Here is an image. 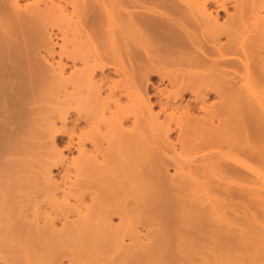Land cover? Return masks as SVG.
I'll return each instance as SVG.
<instances>
[{
    "label": "bare ground",
    "instance_id": "obj_1",
    "mask_svg": "<svg viewBox=\"0 0 264 264\" xmlns=\"http://www.w3.org/2000/svg\"><path fill=\"white\" fill-rule=\"evenodd\" d=\"M2 179L0 264H264V0H0Z\"/></svg>",
    "mask_w": 264,
    "mask_h": 264
},
{
    "label": "rangeland",
    "instance_id": "obj_2",
    "mask_svg": "<svg viewBox=\"0 0 264 264\" xmlns=\"http://www.w3.org/2000/svg\"><path fill=\"white\" fill-rule=\"evenodd\" d=\"M231 10H232V8H231ZM55 36H53V39L55 40V41H58L57 39L58 38H54ZM59 43H60V40L58 41ZM119 47H117V49H118ZM67 49H71V47H67ZM59 50H60V48L56 45V46H54V54H53V57H54V61H58L59 60V58H60V55H59ZM62 57V59H63V61L64 62H66V59H65V57L64 56H61ZM106 73H109V75H111L114 79H117L118 77L111 71V70H106L105 71ZM157 79V80H156ZM158 76H156V77H154V79L152 78L151 79V81L153 82V83H155L154 85L155 86H158V88H163L164 87V89H167V88H169V85L167 84V82H160V81H158ZM160 82V83H159ZM162 83V84H161ZM165 84H167V85H165ZM160 85V86H159ZM152 92V94L154 93V90H151ZM188 98H190V94H187L184 98H183V103H185L187 100H188ZM155 99V100H154ZM152 98L151 100H152V102H154L153 103V110H154V112L155 111H157V110H159V108H158V104H156L157 102H156V97L155 98ZM125 99H123V101H124ZM216 99H215V97H212L211 96V98L209 97L208 98V103L209 102H214ZM125 103H128V102H126L125 101ZM155 105H156V107H155ZM71 119V118H70ZM128 124H130L129 122H127ZM57 124H58V126L60 125V123L59 122H57ZM81 125L83 126L84 124L83 123H81ZM176 136V133L174 132V133H172L171 134V139L173 140H175V137ZM62 138L64 139V140H62V143H61V141H58V143L56 142V146H57V148L59 149V150H61L62 151V153H63V156H65V157H67V160H69V158H71V156H76V151L73 149V150H71V152L69 151L68 152V150L66 149V147H65V141H66V136H62ZM177 146V149H179V145L177 144L176 145ZM89 147V146H88ZM42 149H45L46 150V148H40L39 150H42ZM67 162V161H66ZM58 164V165H57ZM57 165V166H56ZM53 166H55V167H52V165H51V174H50V176H51V179H50V181L48 180V181H44V179L42 178V173H40V172H38V170H36V168H35V170H33V171H35V172H38L37 173V175H38V177H34V175L33 174H30V176L31 177H33L34 179V181L33 182H30L29 183V181H31V180H29V181H24L25 182V186H18V187H15V188H13L11 191L9 190V192L12 194V196L14 197V199H16L15 201V204L16 203H18V204H20V205H24L25 204V206L27 207L26 209H28V211H29V209H30V211L28 212L30 215H31V211H33V210H35L37 207H39V208H42L43 210H44V208H47V211H52L53 209H51V208H53V205H55L54 204V199H55V197H60V194H61V190H60V188L58 189V190H54V188L52 187V186H49L50 185V183L49 182H51V183H53V180L55 181V183L56 184H63V181H65V180H69V178H74V176H75V171L73 170V169H71L70 168V173L68 172H66L65 170H63L62 168H61V166L62 165H60L59 163H56V164H53ZM38 167V166H37ZM65 171V172H64ZM119 171V170H118ZM117 171V173H116V171H115V174L117 175L118 173L120 174V172H118ZM169 172L170 173H172L173 171L170 169L169 170ZM66 173V174H65ZM19 174V175H18ZM17 175H16V178H18L17 176H22L23 177V175L24 174H22V173H18ZM35 174V176H36V173H34ZM64 174L66 175V176H68V178H66V176H64ZM15 176V175H14ZM28 176V175H27ZM62 176H63V178H62ZM117 176H120V175H117ZM19 177V178H20ZM24 177H26V175H24ZM65 179V180H64ZM52 180V181H51ZM7 182L8 180H4V179H2L0 182ZM10 181V180H9ZM23 182V183H24ZM46 183H49V184H46ZM47 186H49L48 187V189L46 188ZM60 186H62L63 187V185H60ZM6 187V186H5ZM52 187V188H51ZM8 189H11V187L9 188V187H7ZM53 189V192L54 191H56V193L54 192H52L51 190ZM4 191H8L6 188L5 189H3ZM3 191V192H4ZM52 194V195H51ZM54 194H55V196H54ZM2 195V196H1ZM3 196H4V194L2 193V191H1V189H0V197H2L1 199H0V204H2L3 203ZM57 197V198H58ZM53 198V199H52ZM61 198V197H60ZM52 199V200H51ZM59 199V198H58ZM1 201H2V203H1ZM18 201V202H17ZM42 202V203H41ZM70 202L71 203H74V200L71 198L70 199ZM38 203H40V204H38ZM49 203V205H47ZM6 204V203H5ZM5 204H2L1 205V207H0V209H3V207L4 206H6ZM38 205V206H36V205ZM4 205V206H3ZM17 205V204H16ZM42 205V206H41ZM24 206V207H25ZM32 206V207H31ZM33 206H34V208H33ZM30 207V208H29ZM31 208H32V210H31ZM70 218L72 219V218H75V215H71L70 216ZM113 225H118L119 223H120V220H119V218L118 217H114V218H112V222H111ZM56 225H57V227L58 228H60L61 227V222L60 221H57L56 222ZM138 229H140V227L138 228ZM126 242H129V239L128 238H126L125 239V243ZM3 254V255H2ZM0 256H2V257H5L6 256V258H7V256H9V255H5L4 253H0ZM62 264H69V262H68V258L66 257V258H64L63 260H62Z\"/></svg>",
    "mask_w": 264,
    "mask_h": 264
}]
</instances>
